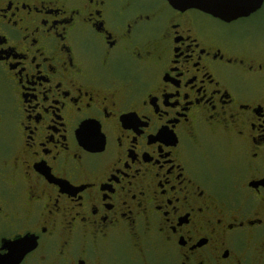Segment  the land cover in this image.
I'll return each instance as SVG.
<instances>
[{
	"label": "flooded vegetation",
	"instance_id": "1",
	"mask_svg": "<svg viewBox=\"0 0 264 264\" xmlns=\"http://www.w3.org/2000/svg\"><path fill=\"white\" fill-rule=\"evenodd\" d=\"M255 12L0 0V256L264 264Z\"/></svg>",
	"mask_w": 264,
	"mask_h": 264
},
{
	"label": "water",
	"instance_id": "2",
	"mask_svg": "<svg viewBox=\"0 0 264 264\" xmlns=\"http://www.w3.org/2000/svg\"><path fill=\"white\" fill-rule=\"evenodd\" d=\"M176 8H198L217 16L223 20L231 21L242 16H248L259 9L264 0H168ZM21 240V239H20ZM20 240H12L7 244L9 253L0 256V264H14L23 255L24 252L15 250V246ZM35 245L32 237V247Z\"/></svg>",
	"mask_w": 264,
	"mask_h": 264
},
{
	"label": "rangeland",
	"instance_id": "3",
	"mask_svg": "<svg viewBox=\"0 0 264 264\" xmlns=\"http://www.w3.org/2000/svg\"><path fill=\"white\" fill-rule=\"evenodd\" d=\"M217 24V23H214ZM220 27L226 28L228 31H235L239 32L244 27H249L251 30L254 29H261L264 32V4L259 9V11L255 12L250 18H245L242 20L235 21L231 23L230 25H221L217 24Z\"/></svg>",
	"mask_w": 264,
	"mask_h": 264
}]
</instances>
